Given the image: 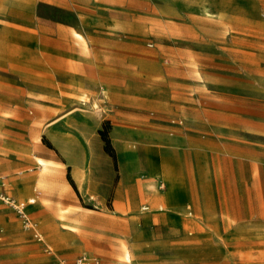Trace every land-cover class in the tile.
Returning <instances> with one entry per match:
<instances>
[{
	"label": "rangeland",
	"instance_id": "1",
	"mask_svg": "<svg viewBox=\"0 0 264 264\" xmlns=\"http://www.w3.org/2000/svg\"><path fill=\"white\" fill-rule=\"evenodd\" d=\"M87 1L0 0L1 53L13 66L0 69V109L49 98L48 52L87 59L90 77L58 74V98L75 105L58 114L101 117L121 100L125 149L110 142L116 157L123 150L146 166L147 196L110 219L111 197L49 209L5 183L4 194L25 201L29 226L0 199V264H69L80 254L119 264L123 245L129 264H264V0ZM67 32L85 44L63 54ZM112 126L105 119L99 130L110 137ZM38 134H29L34 152ZM119 237L120 251L109 250Z\"/></svg>",
	"mask_w": 264,
	"mask_h": 264
},
{
	"label": "crops",
	"instance_id": "2",
	"mask_svg": "<svg viewBox=\"0 0 264 264\" xmlns=\"http://www.w3.org/2000/svg\"><path fill=\"white\" fill-rule=\"evenodd\" d=\"M67 34L59 38L63 47L61 53L69 52L75 46L74 43L85 44L83 36L80 39L71 36L70 32ZM84 49V47L81 49L83 54ZM54 51L48 52V57L45 56L49 68L41 70L49 76V98L32 100L27 103L18 101L16 109L11 105L13 103L7 102L0 109V170L12 173L17 169L31 166L38 170L42 166V170L22 175L11 174L8 178L5 173H0V175L5 176L12 195L34 192L39 198L38 205L47 204L49 209H56L58 203L67 201L74 210L78 206L77 203H80V199L101 207L109 197H111L114 209L113 213L105 214L107 218L121 216L122 212L128 209H137L141 200L147 196L145 179L150 177V174L146 166L144 172L139 169L136 160L132 159L131 153L127 159L126 154L121 150L118 152L119 157H116L115 167L113 158L105 151L98 134L101 123L109 119L113 124L109 138L118 142L117 139L123 138L125 129L122 119L124 117L121 111L115 110L123 104L122 101L114 99L106 103L104 107L109 110L101 117L84 109L66 110L58 114L60 107L75 106L73 100L68 97L58 98V74L65 73L70 77L69 80L74 82L75 75L90 77L91 64L87 59L79 61ZM22 62L24 73L28 75L34 70L29 61L24 59ZM12 68L11 63L1 53L0 46V69ZM68 72L71 75H68ZM43 90L42 87L41 91ZM83 99L81 100L85 101ZM126 104L132 106L131 103ZM10 108L14 109L10 110ZM27 108L34 110V118L29 115ZM32 129L39 131L38 141H36L37 152L31 149L29 134ZM42 136L48 138L52 147H47L40 141ZM119 143H121V149H125V143L121 141ZM38 158L43 159L45 165L40 164ZM163 169L165 173H168L165 166ZM67 173L72 183L68 180ZM169 193L161 195L163 200L161 206H166L164 202L169 198ZM31 198L33 201H29ZM155 198H157L156 195H150L151 200ZM27 202H36V197L30 195ZM70 220L72 222L74 219ZM119 241H121L120 237L114 238L107 243V248L111 251H120L116 247ZM125 255H128V260ZM97 259L100 260L99 264H105L101 258ZM117 259L119 264L131 263V254L124 245Z\"/></svg>",
	"mask_w": 264,
	"mask_h": 264
},
{
	"label": "built area",
	"instance_id": "3",
	"mask_svg": "<svg viewBox=\"0 0 264 264\" xmlns=\"http://www.w3.org/2000/svg\"><path fill=\"white\" fill-rule=\"evenodd\" d=\"M6 183V178L4 175H0V199L11 206L12 208L16 209L17 212L21 215L23 218V221L25 225L29 226L26 214L24 212V207H25V201L21 200L19 201L18 199H15L11 197L10 195H6L3 193V189ZM35 236L38 237V233H35ZM99 260L97 258L91 259L90 257L86 256L85 254H80L78 255L73 262L69 264H99Z\"/></svg>",
	"mask_w": 264,
	"mask_h": 264
},
{
	"label": "trees",
	"instance_id": "4",
	"mask_svg": "<svg viewBox=\"0 0 264 264\" xmlns=\"http://www.w3.org/2000/svg\"><path fill=\"white\" fill-rule=\"evenodd\" d=\"M99 133H100L101 138H102V140L104 142V149L113 158L114 164H115V167H116L115 151H114V148L111 145L110 138L108 136V132H107L106 128L100 129Z\"/></svg>",
	"mask_w": 264,
	"mask_h": 264
},
{
	"label": "bare ground",
	"instance_id": "5",
	"mask_svg": "<svg viewBox=\"0 0 264 264\" xmlns=\"http://www.w3.org/2000/svg\"><path fill=\"white\" fill-rule=\"evenodd\" d=\"M82 97H86V95H82ZM38 162L40 164H42V165H45V161L43 159H41V158H38ZM4 188H5V186H4ZM29 201H33V199H30ZM142 208H146V207L144 206ZM90 258L93 259V258H96V257L95 256H90ZM125 258H126V260H128V258H129L128 255H125Z\"/></svg>",
	"mask_w": 264,
	"mask_h": 264
}]
</instances>
